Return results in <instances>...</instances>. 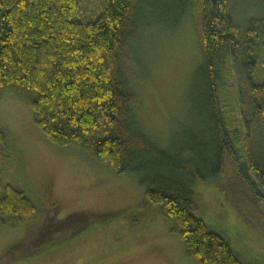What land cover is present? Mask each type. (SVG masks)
Returning <instances> with one entry per match:
<instances>
[{"label":"trees","instance_id":"trees-1","mask_svg":"<svg viewBox=\"0 0 264 264\" xmlns=\"http://www.w3.org/2000/svg\"><path fill=\"white\" fill-rule=\"evenodd\" d=\"M77 1L0 0V95L16 92L25 97L36 126L53 143L79 144L116 173L137 177L146 200L160 206L185 253L198 264H242L195 214L192 188L200 180L221 181L228 171L225 203L264 238V82L253 81L260 54L264 61V17L238 23L231 10L237 0L196 1L202 62L196 71L195 108L201 126L192 125L161 148L135 119L137 100L128 63L145 15L155 20L167 10L162 22L173 27L191 0H103V10L93 22L71 19ZM253 1L264 10V0ZM238 3L243 9V2ZM172 11L180 13L170 17ZM228 63L238 79L246 156L242 165L219 108L217 74L221 65L227 71ZM103 119L110 136L87 141V128L92 127L93 135L105 130L96 125ZM14 158L10 139L0 130V220L10 215L19 223L35 217L39 208L11 182ZM67 219L45 231L42 246L62 225H71V234L79 231L88 215Z\"/></svg>","mask_w":264,"mask_h":264},{"label":"rangeland","instance_id":"rangeland-1","mask_svg":"<svg viewBox=\"0 0 264 264\" xmlns=\"http://www.w3.org/2000/svg\"><path fill=\"white\" fill-rule=\"evenodd\" d=\"M196 1L189 2L173 27L162 22L168 17L167 10H161L156 21L149 13L145 15L144 27L131 49L128 71L137 100L134 116L141 131L161 148L201 122L195 108L196 71L202 62ZM251 1L231 3L238 23L264 17L260 3ZM103 7V0H78L71 19L93 22ZM177 13L172 11L169 16ZM260 59L253 75L255 83L264 82V61ZM226 66L227 71L221 65L217 74L219 108L242 165L246 156L238 79L231 65ZM105 122L96 124L98 128L104 125L105 132L93 135L89 127L85 139L110 136ZM0 130L8 135L15 151L10 180L39 208V214L25 222L16 223L10 215L2 217L0 264H198L185 253L179 233L172 230L160 206L146 200L137 177L116 173L79 144L58 145L47 139L36 126L27 99L19 93L0 95ZM227 172L222 183L209 179L194 184L195 214L224 239L242 264H264V238L248 229L224 201ZM74 215H88V222L74 234L71 225H62L42 246L41 238L51 225ZM14 244L20 245L7 252ZM39 245L42 247L34 250Z\"/></svg>","mask_w":264,"mask_h":264}]
</instances>
